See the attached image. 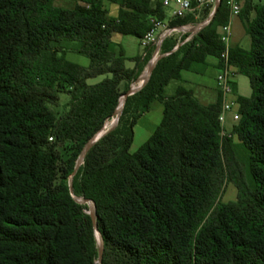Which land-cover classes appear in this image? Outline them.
<instances>
[{
  "label": "trees",
  "instance_id": "trees-1",
  "mask_svg": "<svg viewBox=\"0 0 264 264\" xmlns=\"http://www.w3.org/2000/svg\"><path fill=\"white\" fill-rule=\"evenodd\" d=\"M210 8L170 25L198 24ZM163 9L151 0H0V264H98L95 229L101 264H264V5L241 9L250 49H229L251 90L236 97L230 138H219L220 96L201 105L180 76L202 74L208 57L219 62L227 0L176 50V38L163 43L148 81L104 128L152 53L127 59L111 37L141 40L147 18L163 20ZM67 53L85 56L88 66L67 61ZM172 81L179 85L165 97ZM60 94L69 100L58 116L51 106ZM155 101L161 122L130 153L134 125ZM226 183L236 197L223 203Z\"/></svg>",
  "mask_w": 264,
  "mask_h": 264
},
{
  "label": "built area",
  "instance_id": "built-area-1",
  "mask_svg": "<svg viewBox=\"0 0 264 264\" xmlns=\"http://www.w3.org/2000/svg\"><path fill=\"white\" fill-rule=\"evenodd\" d=\"M152 2H159L161 6L169 11L168 20H160L157 17L150 16L147 18L148 30L140 40V45L143 50H152L151 55L153 59L163 55L161 54V47L163 43L169 38H176L178 44L174 47L173 51L176 50L181 44L189 41L195 36L200 29L206 26L209 21L208 18L212 15L214 7L220 4L221 0H195L193 6L191 0H151ZM243 0H227L229 7V18L234 15H238L241 11V5ZM202 6H210V13L207 19L198 24H183L171 26L170 22L174 19L184 18L187 15L193 14ZM203 23V26L200 25ZM231 35V28L229 21L226 25L220 28L219 41L223 45V51L219 59L218 74L216 76V84L220 96V111L218 114V124L220 126L219 138L231 137V131L227 132L224 129L226 115L231 114L232 122L236 124L239 120L237 113V102L234 96L232 84L235 76V71L230 64L229 59V41ZM183 39V40H182ZM151 60V61H152ZM134 89V86L131 87ZM115 124L111 123L109 129ZM107 128V124L104 127ZM51 140V139H50Z\"/></svg>",
  "mask_w": 264,
  "mask_h": 264
},
{
  "label": "crops",
  "instance_id": "crops-1",
  "mask_svg": "<svg viewBox=\"0 0 264 264\" xmlns=\"http://www.w3.org/2000/svg\"><path fill=\"white\" fill-rule=\"evenodd\" d=\"M246 3L247 4L249 3L252 6L253 5H264V4L260 3V0L259 1L258 0H243L242 5H241V9ZM107 8L109 11V16L112 18H115L117 16L118 7L116 5L111 4V5H108ZM163 11H164V19L168 20L169 11L166 9H163ZM254 17H255V14H254V12L251 11L248 14V19L252 20V19H254ZM228 21H229L230 28H231V35H230V41H229L230 48L236 46V47H239L243 50H249L250 49V37L246 33V20H245V17L242 15V10L240 11V13L238 15H234V16H231L230 18H228ZM118 36H122V35L113 34L111 37V40L113 43L120 46L118 44V39H116V38H118ZM138 41H139V45H140V40H138ZM120 47L123 50L124 55L127 59H133V58L138 57V56H140L141 59H143V57L145 55H147V53H148L147 51L142 49V51L136 55H126L122 46H120ZM140 47H141V45H140ZM67 54H70V53H67ZM67 54H66V56H67ZM126 63H128L130 65H126ZM206 63L208 64V66L205 68L204 72L200 75L194 74L191 72H187V71H182L180 73L182 85L192 93L193 97L201 105H204V106L214 104L219 99V91H218L217 84H216V76L218 74L219 62L217 59H215L213 57H208L206 59ZM125 67L127 69H133L135 67V63L128 60L125 62ZM241 77H244V76L239 75V74H235V76H234V80H233L234 96L235 97L248 98V97H250L251 90L248 92V90L245 89L244 83H243V81H241L242 79H240ZM141 82H142V79L138 82V85H140ZM124 85H125L124 82L120 83V85H119V91L120 92H121L120 88L121 87L123 88ZM178 85H176V87ZM249 88H250V86H249ZM122 102H123V100H122ZM151 105H150V108H149L147 113L150 112ZM161 109L163 111L162 105H161ZM234 125L235 124L232 122L231 114H227L225 125H224L225 131L230 132ZM156 127L154 128V130L156 129ZM154 130H153V132H154Z\"/></svg>",
  "mask_w": 264,
  "mask_h": 264
},
{
  "label": "rangeland",
  "instance_id": "rangeland-1",
  "mask_svg": "<svg viewBox=\"0 0 264 264\" xmlns=\"http://www.w3.org/2000/svg\"><path fill=\"white\" fill-rule=\"evenodd\" d=\"M260 3L264 4V0H260ZM56 4L58 6H62V7H66V5H67V7L70 6V4L67 1H57ZM203 7H205V6L200 7L197 10V13H199ZM116 39H118V44L120 46H122V48L124 49L126 55H136V54H138L139 52L142 51V48L139 45V41L136 38H134V37H131V36H118V38H116ZM65 58H66L67 61L75 63V64H77L79 66H82V67H87L88 63H89L88 59L85 56H82V55H79V54H75V53L67 54V56ZM152 58H153V55H150V56L146 57L144 61L141 62V68L139 70V75H138L136 81L133 83V86H135L134 89H136L137 87H139L141 85V84L138 85V82L141 79L143 80V78L145 77L146 73H148V67L155 60V59L152 60ZM126 65H130V64L126 63ZM109 77H110L109 75L99 76V77H96L94 79L87 80L86 83L88 85H95V84L101 82L102 80H104L105 78H109ZM240 79H242L241 81H243L245 89H247L248 92H249L250 88H249L248 80L245 77H241ZM233 80H234V78H233ZM176 85H178V82H176V81L170 82L169 85L166 86L165 89H164V96L165 97L172 96L174 94L175 89H176ZM120 90H121V92H123L125 90V87H123V88L121 87ZM250 95H251V92H250ZM68 100H69L68 95L60 94L59 95L58 106H51V108L54 110V112L58 116L61 115L64 112L65 104L68 102ZM120 100H121V103H120V105H121L122 104V96H121ZM118 114L119 113L117 112L116 116L107 123L106 130L109 129V126H110L111 123H114V121L116 120V117L118 116ZM161 119H162L161 104H160V102L155 101L151 105L150 112L145 114L144 116H142L137 121L136 125L133 128L134 137H133V141H132V144L130 146V149H129L130 153H135L138 150V148L140 146H142L150 138L154 128L157 125H159V123L161 122ZM235 197H236V189H235V187L232 184L226 183L224 185V189H223L222 195L220 197V201L223 202V203L230 202V201L235 200ZM86 205L88 207V212L90 210H92L91 205H88V204H86ZM97 239H98V237H97Z\"/></svg>",
  "mask_w": 264,
  "mask_h": 264
},
{
  "label": "water",
  "instance_id": "water-1",
  "mask_svg": "<svg viewBox=\"0 0 264 264\" xmlns=\"http://www.w3.org/2000/svg\"><path fill=\"white\" fill-rule=\"evenodd\" d=\"M217 6H218V5H216V6L214 7V10H213L212 15L208 18V21H209V22L212 20L213 15H214V13H215V11H216V9H217ZM202 26H203V23L200 25V27H202ZM161 57H162V55L159 56V57H157V58L154 60V62L148 67V74L143 78V80H142V82H141V85H140L139 87H137L136 89H132V88H130V89L127 91V93H125V94L122 95V100H123V102H122V104L116 109V112H118L119 114H118V116L116 117V120H115V124H114V126L116 125V123H117V121H118V117H119V115H120V113H121V110H122V107H123V105H124L125 99H126L128 96H131V95H133L134 93L138 92V91H139V90L145 85V83H146V82L148 81V79H149L150 73H151V71L153 70V68H154V66H155V64H156V62H157ZM114 126H113V127H114ZM113 127H111L110 129H112ZM110 129H108V130H110ZM103 134H104V132L99 133V134L97 135V137L87 145V147L85 148V150L83 151V153L81 154V156H80V158H79V160H78V162H77V165H76L75 170L77 169V167H78V166L81 164V162L83 161V158H84L85 152H86V151L89 149V147H90L93 143H95V142H96V141H97V140H98ZM69 187H70V190H71V183H69ZM82 203H84V204H88V205H91L92 210L89 211V215H90L91 221H92V223H93V225H94V227H95V217H94L95 208H94L93 203H92L91 201H88V200H85V201H83ZM96 235H97V237H98L97 243H98V246H99V248H100V252H99V255H98V261H97V263H98V264H101L102 242H101V239H100V235H99V233H98L97 230L95 229V236H96Z\"/></svg>",
  "mask_w": 264,
  "mask_h": 264
},
{
  "label": "bare ground",
  "instance_id": "bare-ground-1",
  "mask_svg": "<svg viewBox=\"0 0 264 264\" xmlns=\"http://www.w3.org/2000/svg\"><path fill=\"white\" fill-rule=\"evenodd\" d=\"M147 74H148V73H147ZM147 74H146V75H147Z\"/></svg>",
  "mask_w": 264,
  "mask_h": 264
}]
</instances>
